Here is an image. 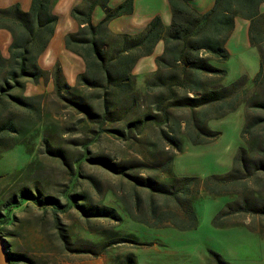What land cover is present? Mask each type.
Returning a JSON list of instances; mask_svg holds the SVG:
<instances>
[{"label": "rangeland", "instance_id": "1", "mask_svg": "<svg viewBox=\"0 0 264 264\" xmlns=\"http://www.w3.org/2000/svg\"><path fill=\"white\" fill-rule=\"evenodd\" d=\"M245 20L235 17L225 42L227 56L212 60L225 69L222 83L236 82L225 100L234 107L207 117L200 133L191 129L198 107L167 106L176 136L190 130L201 138H183L179 149L160 136V130L169 131L172 123L144 121L136 129L126 125L146 112L160 111L149 101L153 93L140 95L135 103L125 93L101 116L99 98L91 94L99 88L77 84L60 93L53 90L59 66L55 45L65 31L60 23L35 58V80L16 76L19 86L6 78L9 64L0 66V140L9 142H0V212L12 207L13 214L10 222L0 223V236L5 250L27 257L7 264H124L128 257L132 264H264V105L253 106L264 103V79L251 82L259 55L254 45L245 46L239 37ZM0 28L11 36L7 27ZM160 50L158 39L149 53L139 56L131 70L136 88ZM6 53L0 55L8 57ZM60 70L69 85L71 73ZM217 78L207 75L205 80L214 83ZM13 95L24 96L26 103L13 100ZM253 116L263 118L241 131ZM6 121L14 122L15 132L2 129ZM53 148L61 154L47 150ZM94 155L107 157L123 172L90 160ZM132 175L172 184L175 194L133 186ZM22 187L40 199L51 195L59 205L28 199L9 206L6 202L18 198ZM69 200L84 206H122L132 217L116 221L85 215L74 203L66 206ZM185 206L193 209V223Z\"/></svg>", "mask_w": 264, "mask_h": 264}, {"label": "trees", "instance_id": "2", "mask_svg": "<svg viewBox=\"0 0 264 264\" xmlns=\"http://www.w3.org/2000/svg\"><path fill=\"white\" fill-rule=\"evenodd\" d=\"M260 1L214 0L209 8L198 11L187 0H168L171 9V19L168 24H162L159 17L155 15L147 22L142 31L128 34L112 33L107 28V21L116 15L131 11L132 0H122L113 7H109L106 0H82L80 5L72 6L70 9L78 27L75 31L66 32L63 36V42L67 49L77 53L83 59L84 69L77 73L75 85H68L63 78L60 67L56 65L52 79L53 90L60 93L64 90L75 89L77 84L87 88H99L100 92H92L91 94L99 98L101 116L106 114L115 100H118L125 93L132 96V103L137 102L142 94L153 93L149 101L153 103L155 109L160 111L146 112L143 117L130 119L126 125L136 129L147 121L156 123L161 121L169 125L172 123L169 131L160 130V136L165 138L174 149H179L182 145V139L186 137L192 142H199L201 138H195L190 130L185 131L183 135L176 136L175 128L172 127L175 123L174 119L172 118L171 122L168 121L166 108L167 106H188L192 109L198 107L199 110L193 114V123L190 127L196 131L200 130L202 133L200 125L206 121L207 117L222 115L234 107L233 104L226 103L225 100L229 96V87L231 88L236 82L227 85L222 83L220 80L225 69L216 65L212 60L224 59L227 56L228 52L224 46V41L233 26L235 14L249 20L247 28L249 42L257 48L259 55L258 68L251 78V82L264 79V12L257 8ZM96 4L103 7L104 15L98 22L92 23L90 12ZM50 5L51 0H30L29 8L25 11L19 8L17 2L0 7V26L7 27L11 32V41L8 44L9 56L4 58L0 55V66L9 64V68L6 70V78H10L19 86H22V82L15 80L14 77L31 76V79L35 80L39 73L35 58L45 47L57 20V16L51 11ZM158 39L162 40V50L154 57L155 68L136 88L130 67L137 57L149 53ZM207 75H214L218 78L212 83L213 81L205 80ZM1 89L2 86L0 85ZM11 98L18 103H26L24 96L13 95ZM224 103L226 104L224 105ZM211 105L216 107L209 111L207 107ZM259 105H264V103L256 101L253 106ZM82 107L86 110L85 104ZM262 118L253 116L246 120L241 131H248ZM8 122L10 123L4 122L2 129L15 132L14 122ZM186 123L188 124V121ZM111 130L116 133L121 131L119 128H112ZM206 134L208 133L206 132ZM0 142L6 143L2 140ZM7 143L9 142L7 141ZM6 145L4 144V147ZM84 145L86 144L84 143ZM47 150L51 153L61 154L58 148ZM89 159L99 161L116 172H123L120 167L105 156L94 155L90 156ZM170 161L171 158L164 162L166 165L164 168L169 167ZM130 177L133 180V186L140 184L149 192H158L164 196L175 194L172 184L168 185L159 180H150L149 177L137 175ZM216 191L219 190L216 189ZM71 194L73 197L76 196L75 193H68L67 195ZM28 199L42 203L51 201L55 203V206L59 205L53 196L45 195L44 198L40 199L32 193L29 187H22L19 190L18 198L13 197L11 201L6 203H9V206H14ZM74 201L69 200L66 206L74 203L85 215L103 216L116 221L124 220L125 216L128 219L129 215L132 217L129 210L125 208V211L122 206L106 203L84 206L82 203H75ZM61 206L64 209V204ZM185 207V212L191 218L190 223H193V209ZM11 209L12 207L6 213L0 212L1 224L10 222L13 215L12 212L10 213ZM125 239L131 241L130 238ZM20 259L24 260L27 257L20 252L6 250L7 263ZM124 264H132L130 257L124 260Z\"/></svg>", "mask_w": 264, "mask_h": 264}, {"label": "crops", "instance_id": "3", "mask_svg": "<svg viewBox=\"0 0 264 264\" xmlns=\"http://www.w3.org/2000/svg\"><path fill=\"white\" fill-rule=\"evenodd\" d=\"M81 1L82 0H51V5H50L51 11L57 16V20L55 24L60 23V25L65 26L64 27L65 31L62 35V39H60L58 44L55 45V48H57L55 58H57L59 62V66L61 67L62 71H64V73H71V78L73 80L72 82H69L70 83L69 85H75L76 75L78 72L84 69V62H83V59L77 53L67 49L64 46L63 36L66 32H72L77 29L78 23L72 17L70 13V9L72 6L80 5ZM120 1L122 0H106V4L109 7H113ZM187 1L191 6H193L198 11L206 10L214 2V0H187ZM15 2H17L19 5V8L24 11L28 10L29 5H30V0H1L0 6H4L9 3H15ZM257 8L259 11L264 12V0H261L258 3ZM103 15H104L103 7H101L99 4L94 5L90 12L91 22L92 23L98 22L102 18ZM155 15L159 17L162 24L166 25L169 23L171 19V9H170L168 0H132L131 11L121 13L119 15H116L110 18L107 21V28L112 33L135 34V33L142 31L145 28L147 22ZM235 17L242 18L243 16L239 14H235L233 16V26L224 41V46H225V42L228 40V38H230V35L233 31V27L235 26L234 25ZM60 18H63V19L60 20ZM244 19H246L243 24L244 32L243 34L240 33L239 37H241L243 44L245 46H248V43H250L248 34H247L249 20L246 17H244ZM10 37H11L10 34H8L5 29L0 28V53L3 56L8 55L6 51H8L7 46L11 39ZM161 50H162V40H161ZM46 55L47 54H43L42 58L46 59L47 58ZM6 56L4 58H6ZM154 57H153V60L151 61L152 68L148 71L147 75L155 68ZM139 58L140 57H137L135 61L133 62V64L131 65L130 72ZM68 64L69 65L73 64V66H76V68L69 69ZM146 77H144V79ZM133 78H134L135 83H137V80L134 74H133ZM143 80L140 82V85L143 82Z\"/></svg>", "mask_w": 264, "mask_h": 264}, {"label": "water", "instance_id": "4", "mask_svg": "<svg viewBox=\"0 0 264 264\" xmlns=\"http://www.w3.org/2000/svg\"><path fill=\"white\" fill-rule=\"evenodd\" d=\"M2 239L3 238L0 236V264H7L6 250Z\"/></svg>", "mask_w": 264, "mask_h": 264}]
</instances>
